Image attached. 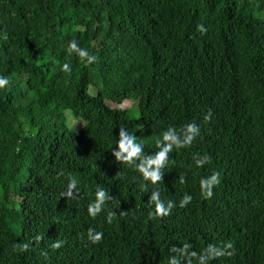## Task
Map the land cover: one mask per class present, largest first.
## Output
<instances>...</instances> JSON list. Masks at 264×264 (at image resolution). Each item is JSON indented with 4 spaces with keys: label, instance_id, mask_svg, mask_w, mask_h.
Masks as SVG:
<instances>
[{
    "label": "trees",
    "instance_id": "obj_1",
    "mask_svg": "<svg viewBox=\"0 0 264 264\" xmlns=\"http://www.w3.org/2000/svg\"><path fill=\"white\" fill-rule=\"evenodd\" d=\"M72 40L96 62L69 53ZM0 76V264H169L173 245L227 241L235 254L208 264H264V0H0ZM133 98L135 110L108 104ZM193 122L199 135L173 147L156 185L112 154L121 127L154 156L168 128ZM69 177L77 199L62 196ZM98 187L111 199L93 218ZM157 190L176 206L150 219Z\"/></svg>",
    "mask_w": 264,
    "mask_h": 264
},
{
    "label": "clouds",
    "instance_id": "obj_2",
    "mask_svg": "<svg viewBox=\"0 0 264 264\" xmlns=\"http://www.w3.org/2000/svg\"><path fill=\"white\" fill-rule=\"evenodd\" d=\"M197 31L201 34H206L207 29L204 25H198ZM7 39V36H4ZM69 53H75L82 61H86L87 65H91L96 62L97 56L90 54L86 49L80 48L75 40H72L68 44ZM63 71L70 72V66L66 63L63 65ZM10 80L7 77L0 76V89L9 86ZM127 100V99H125ZM124 101V100H123ZM212 118L211 110L204 116L205 122H210ZM200 133V128L197 124L188 123L183 126L179 131L170 127L163 133V139L157 140V146L159 151L154 156H144L143 147L141 144L136 142V137L129 134V132L121 127L119 130V139L117 143V150H113V155L119 162L126 163L128 165H135L136 169L143 175L145 180L151 181L153 185L158 184L163 180L162 169L168 163L169 153L172 152L173 147L181 149L192 145L193 141L197 138ZM196 166L203 167L205 163H210L211 157L205 155L203 157L197 156L194 158ZM139 160L140 163L136 164ZM221 172L213 171L208 177L200 180L201 194L205 199H211L214 195L213 188L221 183ZM185 178L181 176L179 183L184 184ZM142 190H146L145 185H141ZM75 193V194H74ZM96 200L94 203L88 205V213L95 218L102 210L106 199H111L107 192L101 187L96 190ZM62 196L77 199L79 197V190L77 188V180L74 177H69V183L67 190L62 193ZM192 201V196L185 194L180 200L179 206L181 208L186 207ZM150 202L155 204L154 212L149 213L150 219L157 217L163 218L171 214L172 209L176 206L174 202L169 201L167 205L160 199V192L153 191ZM114 213L109 212L108 223H112ZM37 241L41 240V236L35 237ZM88 239L92 244H98L103 239L102 232H96L93 229L88 230ZM63 241L56 240L52 245L53 250H59L63 246ZM30 245L28 243H18L14 245V250L21 252H27ZM192 245L190 243H184L182 247L173 245L170 252L175 255L170 256L169 264H181L182 259H186L187 264H193V259L197 261V264H208L212 259H216L223 256H233L235 254L234 242L227 241L221 247H217L213 244L208 245L203 252L197 253L191 251Z\"/></svg>",
    "mask_w": 264,
    "mask_h": 264
},
{
    "label": "rangeland",
    "instance_id": "obj_3",
    "mask_svg": "<svg viewBox=\"0 0 264 264\" xmlns=\"http://www.w3.org/2000/svg\"><path fill=\"white\" fill-rule=\"evenodd\" d=\"M89 92L91 94H96V89L94 87H91L89 89ZM137 99L136 98H133V99H127V100H124L120 105H116L115 103L113 102H108L109 106L111 107H120V108H129V109H133L135 110L136 109V101ZM136 112V111H135ZM135 112H132L135 113ZM69 123H71L72 125L76 126V127H80L82 125V121L80 120H77V119H74L72 117L69 118Z\"/></svg>",
    "mask_w": 264,
    "mask_h": 264
}]
</instances>
